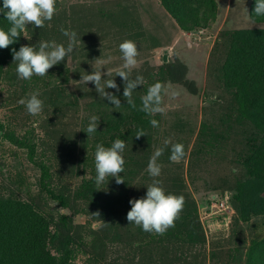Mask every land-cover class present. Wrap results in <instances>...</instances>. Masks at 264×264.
<instances>
[{
	"label": "trees",
	"instance_id": "1",
	"mask_svg": "<svg viewBox=\"0 0 264 264\" xmlns=\"http://www.w3.org/2000/svg\"><path fill=\"white\" fill-rule=\"evenodd\" d=\"M83 1L98 6V17L89 18L92 13L88 11L81 22L74 11V15L58 12L43 28L29 24L16 43L0 49L1 89L9 72L16 74L13 48L19 51L22 45L38 46L40 41L67 46L61 28L75 31L80 38L74 51L46 76L22 80L39 91L44 101V112H48L44 137H20L0 119V137L23 149L40 174L36 195L21 196L18 184L8 194H0V264H75L79 255L87 257L88 264H264V238L253 241L245 255L231 244L235 230L223 243L209 242L198 203L187 192L184 177L175 172L155 178L166 193L185 198L175 227L157 235L128 222L129 201L145 197L146 186L153 180L147 165L157 143L158 127L150 123L157 121V114L149 116L139 110L141 96L156 82L181 86L193 96H200L201 90L189 79L188 67L177 59L158 67L147 62L132 70L131 78L143 77V84L133 92L136 108L124 99V82L115 72L102 79L114 78L118 85L119 92L105 91L117 95L119 109L103 99L92 82H78L68 93L72 76L79 73L69 65L77 48L85 61L98 53L95 37L100 32L107 35L114 29L118 38L145 37L143 26L124 0ZM160 1L184 32L208 28L218 16L217 0ZM255 3L250 17L264 24V16L254 13ZM9 27L0 14V28ZM207 80L202 96L212 103L213 116L201 125L191 159L214 160L216 189L229 196L235 229L242 221L264 215V28L221 31L208 62ZM92 115L100 122L88 136L84 130ZM139 130L146 135L136 138ZM117 138L127 145L125 171L120 174L124 183L118 185L109 177L98 190L95 145L110 147ZM50 202L56 205L54 209ZM79 216L86 217V222L77 223Z\"/></svg>",
	"mask_w": 264,
	"mask_h": 264
},
{
	"label": "rangeland",
	"instance_id": "2",
	"mask_svg": "<svg viewBox=\"0 0 264 264\" xmlns=\"http://www.w3.org/2000/svg\"><path fill=\"white\" fill-rule=\"evenodd\" d=\"M253 0H217L219 11L216 20L205 29L193 32H184L174 19L163 8L160 0H124L126 5L143 26L141 30L144 38L130 39L127 36H116L115 30L111 34L100 32L96 36L98 53L83 61L80 49H76V57L70 60L72 70H79L72 76L68 93L75 90L81 80V75L91 74L93 70L102 69L105 73H112L123 64L119 44L125 39L134 41L138 47V65L141 68L145 63L154 67L161 66L166 61L180 60L188 67L189 79L195 81L201 90L200 96H193L183 87L168 84V94L165 95L163 114H157L158 133L156 135L157 148H164L163 155L158 162L162 165L161 174L175 172L184 177L186 190L197 201L201 212V219L209 242L227 241L234 232L232 246L241 250L245 255L253 241L264 238V215L254 216L248 222L242 221L238 228L233 227L234 210L229 202L228 195L216 189L218 185L212 175L215 164L210 157L203 163L191 159V152L197 141L201 125L212 119V103L205 102L202 93L207 89V68L210 56L221 31L264 28V24L253 22L250 17V8ZM56 13L66 11L76 13V19L88 14L91 18L100 11L98 6L83 0H57ZM74 15V14H73ZM95 20V19H94ZM82 22V20H81ZM89 23H91L89 21ZM94 26V25H93ZM94 30H97L94 27ZM140 31L139 29L136 32ZM103 34V35H102ZM159 46H156V45ZM78 68V69H77ZM83 69L84 71L80 72ZM12 71V70H11ZM9 72L0 89V119L4 124L23 137L26 134L43 138L48 119V112L39 115H30L25 106L18 103L27 98L35 89L26 85L16 74ZM172 93H175L173 96ZM52 109L49 110V114ZM170 141L168 146L164 141ZM182 143L185 157L179 162L170 161L171 144ZM39 170L33 165L27 153L0 137V194H8L10 189L18 184L21 196L29 198L38 192L37 181ZM225 203V206H222ZM50 207L55 204L50 202ZM84 216L76 218L77 223H85ZM97 227V224H95ZM245 260V258L243 259ZM245 262V261H244ZM243 262V263H244ZM75 264H88L87 257L79 255ZM209 264H216L210 262Z\"/></svg>",
	"mask_w": 264,
	"mask_h": 264
},
{
	"label": "clouds",
	"instance_id": "3",
	"mask_svg": "<svg viewBox=\"0 0 264 264\" xmlns=\"http://www.w3.org/2000/svg\"><path fill=\"white\" fill-rule=\"evenodd\" d=\"M56 2L57 0H3L0 14H3L10 27L7 30L0 28V49H7L16 43L29 24L43 28L46 22L53 19L57 11ZM254 13L256 16H264V0H256ZM61 31L68 38L67 46L55 41H40L38 46L22 45L19 51L15 48L12 49L13 63L17 65L15 71L19 79L30 81L33 76H46L49 69L64 61L74 51L80 42L77 33L69 32L63 28ZM119 51L122 54L123 64L116 70L115 76L123 79V97L127 104L136 108L133 92L143 84L142 76L131 78L132 70L138 65V47L134 41L125 39L119 44ZM105 75L111 77L112 72L107 70L105 73L102 69L93 70L91 74L81 75L79 82L94 83L96 92L113 104L114 109H119L122 106L120 99L117 95L106 92L105 89H116V92H119L120 89L114 78L102 79ZM167 94L168 88L164 84L160 82L152 84L148 87L146 94L141 96L139 110L149 116L163 114L165 110L162 107V102ZM172 95L174 96L175 93ZM39 97V91H33L27 98L20 99L18 103L24 105L30 115H39L44 108V101ZM99 122L100 118L96 115L89 118V123L84 130L88 136L97 131ZM150 123L153 127H158V121L155 119L150 120ZM145 135L143 130H139L135 137L140 138ZM169 144L170 141H164L165 146ZM126 147L125 141L119 138L110 147L99 143L95 145V184L98 190L101 189V185L108 183L109 177L115 178L118 185L124 183L120 174L125 171L126 161L123 153ZM163 152L164 148H157L150 157L147 172L153 180L146 186L145 197L129 201L132 207L127 213V220L130 224L141 227L144 232L157 235H163L169 228L175 227V221L179 219L185 205L183 195L166 193L161 182L155 179L161 175L162 165L158 163V159L163 155ZM184 157V145L182 143L171 144L170 161L179 162ZM93 215L99 216V213Z\"/></svg>",
	"mask_w": 264,
	"mask_h": 264
},
{
	"label": "built area",
	"instance_id": "4",
	"mask_svg": "<svg viewBox=\"0 0 264 264\" xmlns=\"http://www.w3.org/2000/svg\"><path fill=\"white\" fill-rule=\"evenodd\" d=\"M229 197V196H228ZM222 206L224 207L225 206V203H222Z\"/></svg>",
	"mask_w": 264,
	"mask_h": 264
}]
</instances>
